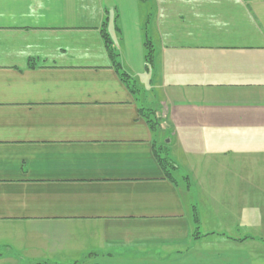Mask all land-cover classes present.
I'll return each mask as SVG.
<instances>
[{
  "label": "crops",
  "instance_id": "0c3cea01",
  "mask_svg": "<svg viewBox=\"0 0 264 264\" xmlns=\"http://www.w3.org/2000/svg\"><path fill=\"white\" fill-rule=\"evenodd\" d=\"M35 263L264 264V0H0V264Z\"/></svg>",
  "mask_w": 264,
  "mask_h": 264
},
{
  "label": "trees",
  "instance_id": "16d2710c",
  "mask_svg": "<svg viewBox=\"0 0 264 264\" xmlns=\"http://www.w3.org/2000/svg\"><path fill=\"white\" fill-rule=\"evenodd\" d=\"M141 1V0H139ZM103 39L105 40V44L107 46V48L109 49V54L112 55V52H111V47H110V43L108 45V40L105 36H103ZM112 57V56H111ZM118 71V70H117ZM119 76L120 78L122 79V81L126 84V86L128 87L129 90H133L134 89V86L133 84L129 81V79L127 78V76L124 74V73H119ZM147 113L149 114H145L144 113V118L146 120V123L149 125V127L151 128V130H154L155 128H158L159 127V124L157 123V121H155V119L153 118V112L152 110H147ZM160 150H161V146H158L157 147V150H156V156H157V159H158V162L159 164L162 166V168L165 170L166 174L168 176H170L171 174V168H174L172 163L169 162L166 158H162L161 155H160ZM170 174V175H169Z\"/></svg>",
  "mask_w": 264,
  "mask_h": 264
},
{
  "label": "rangeland",
  "instance_id": "374dc122",
  "mask_svg": "<svg viewBox=\"0 0 264 264\" xmlns=\"http://www.w3.org/2000/svg\"><path fill=\"white\" fill-rule=\"evenodd\" d=\"M35 264H48V263H35Z\"/></svg>",
  "mask_w": 264,
  "mask_h": 264
}]
</instances>
